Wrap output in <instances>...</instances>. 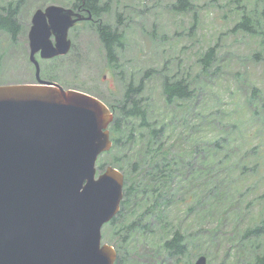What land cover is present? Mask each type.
Listing matches in <instances>:
<instances>
[{
  "label": "rangeland",
  "instance_id": "1",
  "mask_svg": "<svg viewBox=\"0 0 264 264\" xmlns=\"http://www.w3.org/2000/svg\"><path fill=\"white\" fill-rule=\"evenodd\" d=\"M10 1L12 0H0L6 4ZM76 1L25 0L18 14L22 31L17 37L16 45H12L9 33L0 30V84L36 81V66L29 61L27 41L33 11L49 3L73 6ZM174 1L99 0V5L107 3L100 20L118 27V31L123 34V44L116 49L115 60H109L92 21L82 20L69 29L68 37L72 41V48L67 55L48 60L37 55L40 77L45 80L53 79L64 88L87 91L107 102L121 99L129 81L137 83L140 78H144L142 95L148 96L151 104L156 107L154 110L158 111L163 105L161 76L154 73L148 78L143 77L147 69H162L168 75L187 74L189 71L195 73L200 67L196 63L197 56L205 52L208 46L217 44L218 60L215 64L218 74L210 80L202 81L205 92H212L208 94L209 106L205 102L202 112L206 110L207 114L215 109L219 113L221 110L222 113L213 117L222 121L225 114L230 113L227 129L231 130L240 146L247 147L250 141L257 139L254 143L261 145L260 152L264 153V133H259L253 126V107L248 108L247 105L252 87L257 88L260 101H264V28L261 30V26L256 24L251 26L252 30L249 32L232 30L243 10L242 5L246 4L248 9L256 7L260 11L264 8V0H258L257 4V0H190L196 7L198 20L193 33L189 29L194 12L174 11ZM118 14L121 15L120 20H117ZM218 67L221 69L218 70ZM172 136L173 133H165V148L173 151L186 146L185 141H181L179 145L173 141L174 149L170 148L172 140L169 138ZM126 153H131L130 148ZM103 161H108L106 154H102L97 160L98 163ZM231 164L232 161L219 166L216 160L209 159L206 163L207 175L203 177L206 186L221 179V171H218L220 167L228 169ZM247 177V191L243 190L240 205L228 212L223 223H218L220 214L212 221L211 217L203 220L191 217L190 232L199 231L194 234L192 242H189L185 254L177 264H194L200 255L206 257V264L253 263V255L264 249V232L243 240L241 238L249 227H264V156L258 165V171ZM226 181L227 178L223 184ZM251 181H255V185L249 189ZM114 229L109 223L102 227V242L116 246ZM127 248L131 251L132 244L125 243L124 249ZM127 258L126 264H156L155 258L136 257L130 252L127 253ZM163 264L172 263L166 261Z\"/></svg>",
  "mask_w": 264,
  "mask_h": 264
},
{
  "label": "trees",
  "instance_id": "2",
  "mask_svg": "<svg viewBox=\"0 0 264 264\" xmlns=\"http://www.w3.org/2000/svg\"><path fill=\"white\" fill-rule=\"evenodd\" d=\"M24 2L25 0H12L7 4L0 2V30L11 35L12 44L22 31L18 14ZM98 2L99 0H77L73 7L85 14L91 13L95 21L92 23L93 28L98 33L109 60L113 61L116 49L122 47L123 34L118 31V27L100 20L107 3L99 5ZM257 3L258 0L255 4ZM172 7L179 13L194 12L189 29L193 33L198 25L194 3L190 0H175ZM242 7L232 30L249 32L252 30L251 26L256 24L263 30L264 8L258 11L256 7L248 9L246 4ZM120 17L118 14L117 20ZM218 48L217 44L210 45L197 56L196 63L200 67L195 73L189 71L187 74L168 75L162 69H147L143 77L148 78L154 73L161 76L163 105L158 111L154 110L156 107L151 104L148 96L142 95L144 78H140L137 83L129 81L121 99L107 102L101 98L114 111V118L109 126L113 144L105 153L108 161L99 163L98 168L103 170L109 164L124 173L120 210L109 222L115 227L113 234L117 240V258L114 264H126L129 252L136 257L155 258L156 264L166 261L177 264L185 254L189 242H192L194 234L199 231L190 232L191 217H199L201 220L211 217L212 221L220 214L218 223H223L228 212L240 205L243 190L247 191V175L258 171V165L264 156L260 152L262 146L254 143L258 140L254 139L247 147H241L231 130L227 129L230 113L225 114L222 121L213 117L222 113L221 110L219 113L215 109L207 114L206 110L202 112L208 101V94H212L205 92L202 81L210 80L218 74L215 64L218 60ZM258 92L257 88L252 87L247 105L248 108L253 107L252 124L262 134L264 101H260ZM207 104L209 106L208 102ZM165 133H173L169 138L172 140L170 148L174 149L173 141L178 145L185 141L186 146L173 151L165 148ZM129 148L131 153L127 154ZM211 158L219 166H225V163L231 161L232 164L228 169L220 167L218 171H221V179L206 186L203 177L207 175L206 163ZM225 178L227 181L223 184ZM251 182L248 184L249 189L255 185V181ZM262 232L264 227L261 225L249 227L241 240L248 236H258ZM125 243L132 244L131 251L124 249ZM251 259L252 264H264V249L256 252Z\"/></svg>",
  "mask_w": 264,
  "mask_h": 264
},
{
  "label": "water",
  "instance_id": "3",
  "mask_svg": "<svg viewBox=\"0 0 264 264\" xmlns=\"http://www.w3.org/2000/svg\"><path fill=\"white\" fill-rule=\"evenodd\" d=\"M90 17L58 4L37 8L28 39L38 83L0 85V264L117 258L101 229L120 209L124 175L113 166L96 169L112 146L113 113L94 95L39 79L34 57L67 54L69 28Z\"/></svg>",
  "mask_w": 264,
  "mask_h": 264
}]
</instances>
